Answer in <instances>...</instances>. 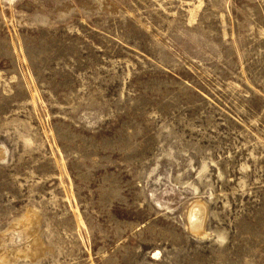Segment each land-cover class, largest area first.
I'll return each mask as SVG.
<instances>
[{
  "label": "rangeland",
  "instance_id": "374dc122",
  "mask_svg": "<svg viewBox=\"0 0 264 264\" xmlns=\"http://www.w3.org/2000/svg\"><path fill=\"white\" fill-rule=\"evenodd\" d=\"M9 253L264 264V0H0Z\"/></svg>",
  "mask_w": 264,
  "mask_h": 264
},
{
  "label": "bare ground",
  "instance_id": "6f19581e",
  "mask_svg": "<svg viewBox=\"0 0 264 264\" xmlns=\"http://www.w3.org/2000/svg\"><path fill=\"white\" fill-rule=\"evenodd\" d=\"M198 216V215H197ZM28 219V218H27ZM24 221H25V219H24ZM22 222V221H21ZM28 224H29V222H27ZM25 224H26V222H25ZM19 225H21V223H19ZM23 226H24V224H23ZM27 230V229H26ZM25 231V230H24ZM12 235V234H11ZM10 236V235H9ZM27 237V236H26ZM27 242V241H26ZM7 244V243H6ZM5 244V245H6ZM29 244V243H28ZM32 245V244H31ZM12 247V246H11ZM30 247V246H29ZM35 247V246H34ZM36 250V249H35ZM14 252V251H13ZM25 252V251H24ZM19 253V252H18ZM18 253H16V254H18ZM1 254H3V253H1ZM15 254V255H16ZM20 254V253H19ZM34 254V253H33ZM21 255V254H20ZM4 256V257H3ZM2 257H3V261H1L2 263H5V264H7L8 262H13V260L15 259V257H14V255H12V254H5V255H3ZM18 256V255H17ZM16 256V257H17ZM18 258V257H17ZM2 259V258H1Z\"/></svg>",
  "mask_w": 264,
  "mask_h": 264
}]
</instances>
